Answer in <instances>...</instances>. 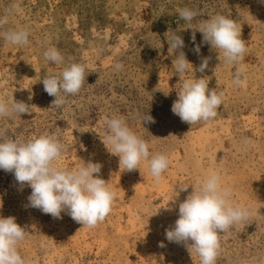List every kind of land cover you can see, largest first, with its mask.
I'll use <instances>...</instances> for the list:
<instances>
[{
	"label": "rangeland",
	"instance_id": "1",
	"mask_svg": "<svg viewBox=\"0 0 264 264\" xmlns=\"http://www.w3.org/2000/svg\"><path fill=\"white\" fill-rule=\"evenodd\" d=\"M12 3L20 9L0 27V99L13 94L32 112L0 118V142L55 135L64 145L56 166L74 170L99 162L94 175L116 192L111 212L89 228L66 212L53 218L29 206L31 188L0 169V216L15 217L28 232L18 245L26 264H200L194 251L169 242L165 230L174 227L179 203L213 173L230 190L229 203L248 211L219 235L215 264H264V0H0V17ZM185 7L198 13L190 24L179 16ZM216 15L241 28L247 50L240 86L233 83L234 66L202 43L201 32L195 31V44L191 40V28ZM21 28L30 33L27 45L4 39L6 31ZM172 32L184 40L193 65L186 78L205 77L210 90L223 92L216 117L207 122L190 125L171 111L181 87L173 66L179 50L172 53L166 39ZM50 46L63 64L45 60ZM205 58V71H195ZM71 63L85 66L84 85L78 94L61 93L66 103L52 107L55 97L42 80ZM145 113L155 123H141ZM114 116L148 142L150 154L167 155L159 183L148 161L124 171L103 144L104 118Z\"/></svg>",
	"mask_w": 264,
	"mask_h": 264
},
{
	"label": "clouds",
	"instance_id": "2",
	"mask_svg": "<svg viewBox=\"0 0 264 264\" xmlns=\"http://www.w3.org/2000/svg\"><path fill=\"white\" fill-rule=\"evenodd\" d=\"M19 9L18 3L7 7L5 14L0 17V27L7 24L9 15ZM197 15V11L187 7L179 11L180 18L189 24ZM191 29H194L192 42L195 44V31L201 32L202 43L210 44L219 54L218 58L222 55L225 64L234 66L233 83L242 85L244 69L240 62L247 49L245 41L241 39V28L235 20L216 15ZM29 34L26 28H21L8 30L3 35L8 43L22 47L29 43ZM166 39L172 53L179 50L173 66L181 87L171 111L182 122L190 125L215 118L222 105L223 92L210 90L209 81L205 77L186 78L189 67L193 69V65L182 50L184 40L176 32L166 35ZM199 51L200 46L196 45L195 52L198 54ZM43 56L50 63H64V57L55 46L47 47ZM208 63L207 58L203 59L195 71L203 73ZM115 67L120 70L123 65L117 64ZM85 71L84 65L71 63L59 75L44 76V91L55 97L52 107L59 108L66 103L65 96L61 93L75 95L80 92L86 80ZM31 109L32 106L27 103L16 101L13 94L7 102L0 99V118L21 116L31 113ZM103 123L105 132L101 140L110 154L119 157L120 168L129 172L140 170L142 161H148L149 172L154 182L159 183L162 174L169 167L167 155L150 154L148 142L130 129L123 116L105 117ZM141 123H155V118L145 113ZM63 151L64 145L55 135H40L27 141L5 139L0 142V169L13 173L20 185L27 184L31 188L29 206L50 214L53 218H62L61 213L66 212L75 222L89 228L95 227L111 212L116 192L99 175H94L101 171L102 165L99 162L89 161L74 170L56 166L54 161ZM188 187L180 189L186 191ZM193 189L179 203L178 219L174 227L165 230V237L169 242L185 245L190 253L194 251L198 254L200 264H215L220 249L219 235L247 219L248 211L229 203L230 190L221 185L220 177L215 173L202 181L199 188ZM27 234L25 228L16 223L15 217L0 216V264H26L18 245ZM160 246H164L163 242Z\"/></svg>",
	"mask_w": 264,
	"mask_h": 264
}]
</instances>
